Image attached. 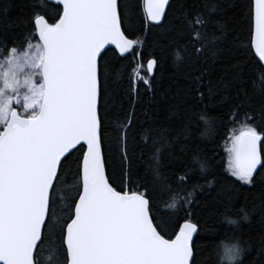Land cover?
Here are the masks:
<instances>
[{
  "label": "snow or ice",
  "instance_id": "obj_1",
  "mask_svg": "<svg viewBox=\"0 0 264 264\" xmlns=\"http://www.w3.org/2000/svg\"><path fill=\"white\" fill-rule=\"evenodd\" d=\"M172 10L170 0H41L38 8L33 6L32 29L24 43L2 46L0 264H38V254L53 237L58 264H197L198 225L185 216L173 227L157 203L163 189L156 181L163 188L170 187V180L186 186L193 176L188 167L171 177L161 173L168 130L154 128L151 137L145 130L140 156L150 140L154 164L152 179L141 182L136 178V147L129 141L132 118L126 116L116 130L117 183L107 120L109 52L140 55L141 42L126 35V23L139 13L142 24L160 25ZM216 10L205 0L177 18L176 60L182 59L180 49L205 63L221 51L227 35L211 15ZM246 18L247 46L240 51L255 62L264 80V0H248ZM157 66L155 57L147 59L146 68L137 60L133 84L140 81L151 92ZM208 76L200 70L191 78L200 103L210 102L213 95ZM206 81L207 95L201 90ZM257 92L258 116L248 94L237 90L238 103L229 118L236 122L243 110L246 123L226 146L230 175L249 186L264 171V128L258 131L256 123L264 121V88ZM73 157L76 192L65 198V167ZM58 207L63 216L57 215ZM258 255L264 257V239Z\"/></svg>",
  "mask_w": 264,
  "mask_h": 264
},
{
  "label": "trees",
  "instance_id": "obj_2",
  "mask_svg": "<svg viewBox=\"0 0 264 264\" xmlns=\"http://www.w3.org/2000/svg\"><path fill=\"white\" fill-rule=\"evenodd\" d=\"M43 2L47 4L46 0ZM40 3L41 0H0V62L3 61L4 44L11 45L15 41L19 46L24 43V37L32 29L33 6L38 8ZM204 3L205 0H172L173 10L160 26L144 25L140 14H135L132 21L126 23V35L141 42L138 47L140 55L134 58L129 54L121 58L116 51L109 52L107 120L114 149L115 174L119 183L116 130L126 116L131 114L132 118L129 141L136 147L135 171L141 182L152 179L154 164V148L150 140L143 156H140V150L145 148V130L151 137L152 129H167L170 144L162 149L161 173L171 177L173 172L188 167L193 176L186 186H177L174 180H170V187L163 188L162 181H156L158 188L163 189L157 192L161 213L172 221L173 227L177 220L182 223L185 216H190L198 225L199 232L194 241L197 264H221V245L233 240H239L246 249L239 264H261L264 257L258 255V248L264 239V171L255 177L253 185H244L228 172L225 150L228 138L238 133L246 123L243 110L236 122L229 118L238 103L237 90L242 88L248 94L252 113L258 116L255 112L259 106L257 90L264 88V80L260 79L261 73L255 62L245 60L240 51L241 47L247 46L248 0H207L209 8L216 7L211 15L224 25L223 31L227 35L226 41L219 44L221 51L215 57L209 55L205 63L194 56L190 58L188 52L180 49L182 59L176 60L173 45L175 28L180 23L177 18L193 7H202ZM153 57L157 58L158 66L153 89L149 92L142 82L133 84V68L137 60L146 68L147 59ZM200 70L209 72L208 80L213 88L210 102L207 99L203 103L198 102L193 90L191 78L199 75ZM140 72L144 74L143 69ZM207 87L206 81L201 90L206 92ZM256 123L261 125L258 127L261 131L264 121L257 119ZM74 161L75 157L65 167L62 192L67 194V198H71L76 190ZM189 192L193 193L191 197ZM173 204L175 209L170 207ZM245 214L247 220L244 219ZM231 218L238 223L229 224ZM52 256L58 261L55 238L46 241L38 254V264Z\"/></svg>",
  "mask_w": 264,
  "mask_h": 264
},
{
  "label": "clouds",
  "instance_id": "obj_3",
  "mask_svg": "<svg viewBox=\"0 0 264 264\" xmlns=\"http://www.w3.org/2000/svg\"><path fill=\"white\" fill-rule=\"evenodd\" d=\"M231 220L235 221V224L238 223L235 218H231ZM244 249L239 240L224 242L219 253L221 264H239L243 257Z\"/></svg>",
  "mask_w": 264,
  "mask_h": 264
},
{
  "label": "rangeland",
  "instance_id": "obj_4",
  "mask_svg": "<svg viewBox=\"0 0 264 264\" xmlns=\"http://www.w3.org/2000/svg\"><path fill=\"white\" fill-rule=\"evenodd\" d=\"M3 61H1L0 63H2ZM23 91V90H22ZM230 143V141L228 140V142H227V145ZM225 150H226V148H225ZM227 153V152H226ZM227 159H228V153H227ZM227 169H228V165H227ZM228 172H229V170H228ZM230 173V172H229ZM75 192H76V190H74L73 191V195L75 194ZM71 194V195H72ZM62 195L65 197V198H67V194H65V193H63L62 192ZM71 195H69V197L71 196ZM72 195V196H73ZM57 215L58 216H63V211H62V207H60L59 209H58V211H57ZM53 238H55V237H53ZM44 263L43 264H58V261H55L54 259H53V256L52 257H47V258H45L44 260Z\"/></svg>",
  "mask_w": 264,
  "mask_h": 264
},
{
  "label": "water",
  "instance_id": "obj_5",
  "mask_svg": "<svg viewBox=\"0 0 264 264\" xmlns=\"http://www.w3.org/2000/svg\"><path fill=\"white\" fill-rule=\"evenodd\" d=\"M47 2H48V0H46ZM172 2V0H170V3ZM164 21H162L161 22V24L163 23ZM160 24V25H161ZM150 25H153V24H150ZM160 25H153V26H160ZM111 49H114L115 48V46H109ZM116 53L119 55V53H118V51H116ZM129 54H126V56L125 57H127ZM119 57H121L120 55H119ZM125 57H121V58H125ZM199 232V231H198ZM197 235H198V233L197 234H194V241H195V238L197 237Z\"/></svg>",
  "mask_w": 264,
  "mask_h": 264
}]
</instances>
